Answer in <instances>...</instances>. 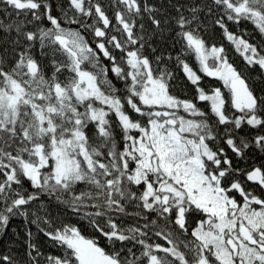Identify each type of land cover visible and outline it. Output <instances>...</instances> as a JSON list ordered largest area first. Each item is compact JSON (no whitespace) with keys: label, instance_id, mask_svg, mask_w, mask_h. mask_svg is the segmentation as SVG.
<instances>
[{"label":"snow or ice","instance_id":"obj_1","mask_svg":"<svg viewBox=\"0 0 264 264\" xmlns=\"http://www.w3.org/2000/svg\"><path fill=\"white\" fill-rule=\"evenodd\" d=\"M168 7L161 19L149 0H0V232L16 216L35 225L62 249L43 264H264V87L201 34L211 19L264 75V0ZM168 36L175 56L153 43ZM176 69L191 96L175 94ZM43 195L95 235L32 211ZM26 235L27 264H41Z\"/></svg>","mask_w":264,"mask_h":264},{"label":"trees","instance_id":"obj_2","mask_svg":"<svg viewBox=\"0 0 264 264\" xmlns=\"http://www.w3.org/2000/svg\"><path fill=\"white\" fill-rule=\"evenodd\" d=\"M107 3V0H104ZM150 3L155 4L158 8L161 9L162 15L161 19H164V14L175 15V12L172 8L168 7L169 0H149ZM172 3H175L176 0H171ZM180 3H187L189 0H179ZM109 16H112L113 9H107ZM203 19V14H202ZM145 27L148 31H151L152 25L151 22L147 19V16H144L143 21ZM113 23L115 21L113 20ZM69 27H75L74 25H67ZM229 29L231 31H238L239 29H247L248 31H252V26L250 24H240L239 26L234 25L232 22H228ZM201 34L204 39L207 41L209 45L215 44L217 46H223L229 56L230 62L234 64L249 80V82L255 87L257 90L264 87V75H261L259 69L250 70L247 69L242 58L234 51L233 46L224 38L222 31L216 27L211 19L205 20L204 27L202 28ZM86 37L91 40V36L88 33H85ZM259 37L257 36V40ZM5 40L4 33L0 32V42ZM154 45L157 47L158 54L160 52H164L167 55L168 52H171L173 56H175L176 52L179 51L180 45L177 44L175 48H172V38L168 36L166 41H157L153 40ZM35 55L37 59H41L39 50L36 49ZM188 62L194 68V70L198 71V63L195 61L194 56L187 57ZM43 63L47 64V58H43ZM178 75L176 83V88L174 89L175 94L179 96H191L193 94V88L191 84L186 80L183 73L176 69ZM203 75L202 73H198ZM260 77L257 79V77ZM222 86L221 83L214 78L204 77L202 80V86ZM248 132V129L245 128L242 130L241 134H245ZM248 163L251 164L252 160H256L257 163L261 160V154L258 151H249L248 152ZM241 166H243L244 162H240ZM79 190V189H78ZM43 204V208H39L40 204ZM129 211H134V208L130 207ZM32 211H37L38 214L44 215L47 213L55 222L56 225L59 224H70L75 225L76 227L82 230V234L91 237L95 235L93 229L88 225L86 219H82L80 215L73 213L70 208L66 205L59 203L56 201L55 197H48L47 195H43L41 200L36 202V205L33 206ZM31 215L29 219H31ZM31 230L33 233L32 241L36 243L42 256L40 257L41 264H43L44 257L48 255H57L62 254V249L59 246H53L51 240L44 236L43 233L38 232L35 225L31 223L25 222L24 217L16 216L10 219L8 226L4 229L3 232H0V254L11 252L16 258H18V264H27V252L29 251L27 248L28 237L26 232ZM149 242H160L164 243L159 238L152 237V240ZM137 254H139V246L135 249Z\"/></svg>","mask_w":264,"mask_h":264}]
</instances>
